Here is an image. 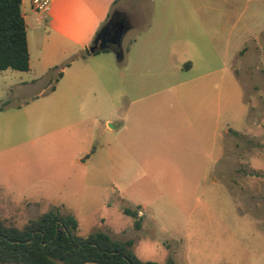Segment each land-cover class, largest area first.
Masks as SVG:
<instances>
[{"label": "rangeland", "instance_id": "1", "mask_svg": "<svg viewBox=\"0 0 264 264\" xmlns=\"http://www.w3.org/2000/svg\"><path fill=\"white\" fill-rule=\"evenodd\" d=\"M124 1L128 67L65 56L45 20L32 54L57 65L0 71V215L72 214L143 260L264 264V0Z\"/></svg>", "mask_w": 264, "mask_h": 264}, {"label": "trees", "instance_id": "2", "mask_svg": "<svg viewBox=\"0 0 264 264\" xmlns=\"http://www.w3.org/2000/svg\"><path fill=\"white\" fill-rule=\"evenodd\" d=\"M22 6L23 0H0V71L30 70ZM125 213L139 217L135 227L141 228L138 211L126 208ZM79 229L74 215L56 210L44 212L23 227L7 224L0 215V264H174L141 259L132 239H116L104 231L82 235Z\"/></svg>", "mask_w": 264, "mask_h": 264}, {"label": "crops", "instance_id": "3", "mask_svg": "<svg viewBox=\"0 0 264 264\" xmlns=\"http://www.w3.org/2000/svg\"><path fill=\"white\" fill-rule=\"evenodd\" d=\"M119 0H50V10L44 14L42 19H38L37 15L33 12L31 7V0H23V13L25 16V20L28 26H33L37 23H41L43 21H47L49 27L45 30L44 39L45 41H49L51 37L55 36L59 39L70 40L71 43L67 44L65 47V56H68L70 53H76L79 55L78 57L84 60L87 57L82 56V51L85 47L90 46V40L96 36L98 33L99 25L105 23L108 19L112 17L111 13L114 8L117 7ZM125 6L131 7L135 2L132 0H125ZM136 5V4H134ZM119 7L124 8L123 2L120 3ZM128 8V7H127ZM117 9V8H116ZM120 11L119 8L115 11ZM123 11V10H122ZM125 12V11H124ZM29 17L31 18L29 22ZM34 28H32L33 30ZM130 28H128L124 34L122 40V48L124 55L122 58H118L121 61L125 68L128 67V63L126 62L127 56L132 52H135L132 44L136 41L130 40L127 47H124V39L128 33ZM38 29L36 30L37 33ZM36 33H32L31 36L28 28V41H29V49H30V70L32 71L36 69L34 67L33 62L42 67L44 70L50 66H56V61H51L47 65L43 63L41 54L39 51L34 52L32 54V47L35 46L34 42L37 39ZM34 47L33 49H35ZM111 52H115L111 49L102 50L99 53H94L87 56H93L92 61L94 62H103L105 59L109 58V54ZM33 55L35 59L33 58ZM92 58V57H88ZM101 65V70L104 69V65ZM188 69L192 68L191 62H189L186 66ZM88 70V68H87ZM85 69V72L87 71ZM5 71V70H4ZM63 76V72L61 77ZM110 128H114L115 126H111ZM123 122L120 125L123 127ZM86 264H95V263H86Z\"/></svg>", "mask_w": 264, "mask_h": 264}, {"label": "water", "instance_id": "4", "mask_svg": "<svg viewBox=\"0 0 264 264\" xmlns=\"http://www.w3.org/2000/svg\"><path fill=\"white\" fill-rule=\"evenodd\" d=\"M112 23V17L107 24L97 33L95 39L90 46L85 47L87 55L94 54L96 51H102L111 49L115 51L118 58H122L124 55L122 48V40L126 32V28L120 23H117L116 30L111 32L110 24ZM112 33V35H110ZM112 126V125H111Z\"/></svg>", "mask_w": 264, "mask_h": 264}, {"label": "built area", "instance_id": "5", "mask_svg": "<svg viewBox=\"0 0 264 264\" xmlns=\"http://www.w3.org/2000/svg\"><path fill=\"white\" fill-rule=\"evenodd\" d=\"M31 7L37 18L42 19L50 10V0H31Z\"/></svg>", "mask_w": 264, "mask_h": 264}, {"label": "flooded vegetation", "instance_id": "6", "mask_svg": "<svg viewBox=\"0 0 264 264\" xmlns=\"http://www.w3.org/2000/svg\"><path fill=\"white\" fill-rule=\"evenodd\" d=\"M117 23L122 24L124 26V28H126V29L130 26V21L128 20V18L124 14L115 13L114 15H112V23L110 24L111 32L116 30ZM110 35H112V33H110Z\"/></svg>", "mask_w": 264, "mask_h": 264}]
</instances>
